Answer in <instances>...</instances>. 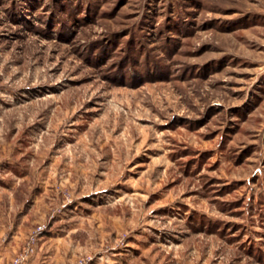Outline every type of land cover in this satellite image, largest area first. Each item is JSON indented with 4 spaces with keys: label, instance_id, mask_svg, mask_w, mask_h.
<instances>
[{
    "label": "rangeland",
    "instance_id": "374dc122",
    "mask_svg": "<svg viewBox=\"0 0 264 264\" xmlns=\"http://www.w3.org/2000/svg\"><path fill=\"white\" fill-rule=\"evenodd\" d=\"M0 172V264H264V0H0Z\"/></svg>",
    "mask_w": 264,
    "mask_h": 264
},
{
    "label": "crops",
    "instance_id": "0c3cea01",
    "mask_svg": "<svg viewBox=\"0 0 264 264\" xmlns=\"http://www.w3.org/2000/svg\"><path fill=\"white\" fill-rule=\"evenodd\" d=\"M8 173H9V175H13V176L16 175V173L13 172L12 170H9ZM20 179H21L20 177L19 178L15 177L14 179L10 180V177H8V176L6 177V175L4 173L0 172V190L5 189V186H7V185L9 186V185L13 184V186H10L9 188H15L14 191L16 192L18 190L17 187H21L20 186V183H21ZM11 201H12L11 207L14 206L15 208H17L19 206V204H17L16 198H12ZM20 205H22V201L20 202ZM7 206H8V204H5L3 207L6 208ZM1 207H2V205H0V263H1V260L4 262V260L6 259L5 257H7L8 252L10 251V248H11L10 245H11V243L15 242V238H16L14 236L11 239L9 235H8V237L6 236L7 235L6 226L8 225L11 217H12L11 219L13 220V222L16 225H18L19 224L18 218L20 217V216H18L19 214L15 215V218H16L15 219L13 215L9 216V214H6V213L2 216L1 215V213H2ZM5 211H6V209H5ZM38 245H39V250H38V253H39V251H42V247H43L42 238H40ZM44 262L45 261H42L41 263L44 264Z\"/></svg>",
    "mask_w": 264,
    "mask_h": 264
},
{
    "label": "built area",
    "instance_id": "2783aa9c",
    "mask_svg": "<svg viewBox=\"0 0 264 264\" xmlns=\"http://www.w3.org/2000/svg\"><path fill=\"white\" fill-rule=\"evenodd\" d=\"M45 226L43 224L35 226L33 231L29 234L25 246L22 248L21 252L15 256L12 264H24L28 259L36 252L37 241L41 233L44 232ZM91 258L80 259L76 264H87L91 261Z\"/></svg>",
    "mask_w": 264,
    "mask_h": 264
}]
</instances>
